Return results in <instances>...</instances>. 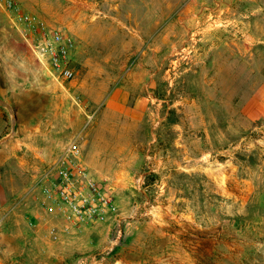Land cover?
Segmentation results:
<instances>
[{
  "label": "rangeland",
  "instance_id": "rangeland-1",
  "mask_svg": "<svg viewBox=\"0 0 264 264\" xmlns=\"http://www.w3.org/2000/svg\"><path fill=\"white\" fill-rule=\"evenodd\" d=\"M140 1L122 2L121 16L137 7L141 18L158 11L163 19L171 18L177 8L189 2ZM206 1L210 24L196 26L195 33L183 41L136 42L139 48L146 46L145 55L143 50L121 55L120 41H110L107 48L99 46L95 29L89 34V25L81 30L72 23L49 25L63 28L77 47L82 44L80 39L90 44L78 54L74 52L78 74L66 83L48 73L32 49L28 29L14 23L0 4V160L14 161L33 150L38 151L35 158L40 160L45 150L59 149L70 134L85 130L87 115L95 112V104L100 110L90 126L98 124L97 118L108 104L112 109L101 115L108 127L117 128L127 116L137 119L143 113L139 103L144 98L150 104H160L162 117L176 120L181 129L189 128L191 113L195 135L189 138V151L195 157H212L223 166L220 179L211 178L209 164L201 159L197 167L189 168L188 178H178L173 185L174 193L189 194V208L196 210L198 223L204 226L201 230L189 221V264H264V120L254 119L257 105L264 108V0ZM154 45L160 50L147 49ZM139 64L145 68L139 69ZM208 81L219 89L209 90ZM210 91L216 93L214 101L208 100ZM218 93L219 104L215 101ZM234 106L241 108L242 118V131L236 136ZM218 115L225 116V136L214 123V136L204 138L198 131L203 117ZM28 134H32L27 142L31 147L19 141ZM132 134L135 143L144 140L143 129L136 127ZM210 146L213 149L207 152ZM14 153L17 156L11 159ZM237 158L241 159L239 172L234 170ZM133 165L122 170L130 177L125 190L114 194L108 182L102 183L117 197V205L121 203L119 218L125 219V224L142 218L134 207L141 204L145 189L140 190L136 179L149 170L143 162ZM8 167L0 164V264H90L95 252L91 245L63 233L57 239L45 237L50 228L61 225L59 218L45 213L39 203L42 179L52 167L38 162L28 174V185L20 168ZM150 176L146 194L153 196L156 173ZM10 190L18 194L11 196ZM213 194H219V199L217 195L211 198ZM162 251L170 250L163 247ZM169 264L175 263L170 259Z\"/></svg>",
  "mask_w": 264,
  "mask_h": 264
},
{
  "label": "crops",
  "instance_id": "crops-1",
  "mask_svg": "<svg viewBox=\"0 0 264 264\" xmlns=\"http://www.w3.org/2000/svg\"><path fill=\"white\" fill-rule=\"evenodd\" d=\"M15 1L20 4L23 10L32 11L31 13L37 15L48 26L72 23L81 30L82 26L87 27L89 25V34L93 35L95 29L94 39L99 46L107 48L106 46L109 45L110 41H120L121 44L118 49L122 52L121 55L125 54V51L133 50H143V55H145L146 46L143 45L139 48L136 44L138 41H183L187 36L195 33L196 26L210 24L211 18L205 13L209 8L206 0H189V2H185L177 8L176 16L165 19L162 18L160 11L153 12L151 16L147 14V16L141 18L137 12V7H134L128 14L121 16L122 2L130 1L133 2L132 4H138L141 2L140 0H79V2L73 3H70L69 0ZM32 1L37 4L32 5L30 3ZM115 1L119 3L116 4ZM80 37L83 38L84 36L80 34ZM89 37L87 39H90ZM80 41L82 44L78 47L76 45L75 54L81 51L79 49L88 48L90 45L85 40L80 39ZM157 48L160 50V47ZM157 48L154 45L149 46L147 49L156 51ZM118 67V71L121 72L122 66L119 65ZM138 67L139 69L145 68L142 64H139ZM206 85L209 90L217 87L216 84L210 81ZM214 94L216 93L209 92V101H214ZM148 101L144 98L139 103V108L143 113L137 119L131 120L127 116L122 119L121 125H118L117 128L108 127V124L101 119V115H106L112 109L111 104H108L100 113L99 118H97L98 124L89 125L88 128L86 124L84 126L86 128L84 130L85 140L80 145L83 162L101 183L108 182L107 184L112 186L111 193L115 194L117 191L125 190L130 183V177L122 171L123 169L133 168V162H143L149 165V153H152V165L156 173L155 181L164 183L166 186L169 185L165 198L156 204L151 210L150 216L142 217L137 223L125 224V219H120L122 213L120 214L121 203L119 202L116 212L107 223L88 227L82 236L73 237L77 238L78 241L86 242L88 246L91 245L90 249L95 251L94 254L101 253L104 255L92 256L90 264H169L170 259L175 264H189V221L193 222L198 229H204V226L198 223L199 216L196 210L189 208V194L174 193L173 185L178 178H188L189 168L194 169L197 167L201 159H206L209 164L207 171L211 178L220 179V167L223 165L209 156L195 157L189 151V138H194L195 135L193 132L194 118L191 113L189 114V128L181 129L176 120L162 117L160 104H154L153 102L150 104ZM215 101L219 104L220 93H218ZM95 105H97V108L93 113H98L100 105ZM87 106V108L84 106L83 110L85 112H88L90 107ZM216 106L220 107V105ZM235 106L233 113L234 136L240 135L242 131L241 108H235ZM151 108H153V112ZM256 109L258 112L256 111L254 114V119L264 120V108L257 105ZM225 121V116L222 118L220 115H218V118L213 116L203 117V127L202 129L199 128L198 131L203 132L202 136L204 138L213 137L212 128L214 123H217L216 129L224 137L227 124ZM136 127L144 131V140L139 143H135L132 139L134 136L132 133ZM82 132L70 134L57 150H45L40 160L35 158L38 151L33 150L31 154L27 151L14 161H8L7 158L2 163L3 160H0V164L6 163L9 166L8 168L15 166L20 168L22 174L27 175L23 177V182L28 185L31 180L28 174L38 162L43 166L45 161L51 168L65 156L69 146ZM31 135H25L19 140L20 143L31 147L27 143L31 139ZM196 138H198V135H196ZM135 144H138V146ZM211 149H213L212 146L206 150L208 152ZM15 156L17 155L14 153L10 158L12 159ZM240 168L241 159L237 158L234 162V170L239 172ZM10 191L11 196L18 194L16 190ZM24 193H26V190L18 198ZM214 195H217L219 199V194H213L210 197L213 198ZM199 199L200 197H197V200ZM199 207H201L200 204ZM27 212L28 210L25 213ZM29 215L27 214V218H29ZM120 224L124 231V240L116 248L115 253L108 254L104 250L113 236L112 230ZM163 241L165 244L162 243ZM163 247L170 251L163 253Z\"/></svg>",
  "mask_w": 264,
  "mask_h": 264
},
{
  "label": "built area",
  "instance_id": "built-area-1",
  "mask_svg": "<svg viewBox=\"0 0 264 264\" xmlns=\"http://www.w3.org/2000/svg\"><path fill=\"white\" fill-rule=\"evenodd\" d=\"M0 4L14 23L28 29L27 36L31 40L32 49L48 73L62 83L74 80L78 74L73 61L75 39L61 27H49L34 13L23 10L15 0H0ZM87 117L88 128L95 113ZM84 140L83 130L69 146L65 156L42 179L41 208L45 213L58 217L61 224L60 227L50 228L45 237L57 239L60 233L70 237L82 236L88 227L107 223L117 210V200L104 189L101 181L83 162L80 145ZM152 160V154L149 153V170L136 179L140 190L145 189L141 204L134 207L135 213L141 217L150 216L151 210L166 196V185L157 181L154 182V195L146 194L147 181L155 173L151 168ZM123 239L124 231L120 224L114 229L104 251L114 253ZM101 255L95 253L93 256Z\"/></svg>",
  "mask_w": 264,
  "mask_h": 264
},
{
  "label": "water",
  "instance_id": "water-1",
  "mask_svg": "<svg viewBox=\"0 0 264 264\" xmlns=\"http://www.w3.org/2000/svg\"><path fill=\"white\" fill-rule=\"evenodd\" d=\"M13 117H14V122H13V129H14V127H15V120H16V116H15V114H13ZM4 141V140H3Z\"/></svg>",
  "mask_w": 264,
  "mask_h": 264
}]
</instances>
